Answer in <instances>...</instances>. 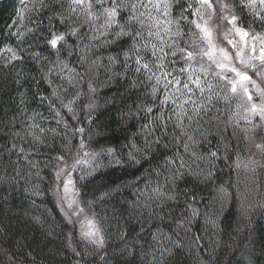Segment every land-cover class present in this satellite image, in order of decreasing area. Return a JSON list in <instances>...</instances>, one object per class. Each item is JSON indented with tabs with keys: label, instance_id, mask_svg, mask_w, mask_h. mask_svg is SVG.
<instances>
[{
	"label": "snow or ice",
	"instance_id": "6c2138e0",
	"mask_svg": "<svg viewBox=\"0 0 264 264\" xmlns=\"http://www.w3.org/2000/svg\"><path fill=\"white\" fill-rule=\"evenodd\" d=\"M65 3L68 4L67 9L64 7ZM235 7V3L227 4L222 0H31V10L38 17L33 26L17 27L20 21L26 18L17 13V20L6 26L7 39L14 40V44L0 45V72L6 73L4 80H10L15 85L16 93L12 100L16 113L6 122L0 120V127L11 129L5 134L11 139L7 144L0 146V168L3 170L0 186L7 184L9 188H14L24 177L22 165L26 164L30 169L39 168L38 164L32 162L28 153L37 146L48 148L50 151L46 161L53 163V178L47 187L54 194L62 214L69 221L71 216L79 218L84 208L74 199L79 192L72 179V173L78 170V166L89 164L90 160L99 156L111 157L110 163L119 165L125 148L128 149L127 160L133 165H139L141 159L138 157L141 153L147 159L153 145L159 148L163 144V147L167 148L168 145L164 141L169 138L182 144L185 153H188L189 142L196 143L194 136L197 133L205 135L203 125H210L214 119L219 118V108L216 105L220 101L226 106L235 101L236 107V111L228 116L224 121V128L220 130V135L225 141L224 158H231L228 155V141L236 135L235 128L239 126L240 121L249 126L242 129L245 141H250L264 157V135L257 139V134L264 132V31L257 32L253 28L254 24H258L264 29V0H239V7L247 10L250 21H245L241 15H237ZM218 13V19L230 25L224 31L223 38L231 49L215 43L214 29L209 22ZM45 21L48 31L38 33L36 30L44 27ZM69 21H74L75 24L69 25ZM193 27L198 33L193 31ZM25 32L30 39L24 35ZM186 36L188 39H185ZM41 41L54 50L56 56L54 61H49L47 67L41 63L47 57L42 56L39 50H32L33 46L39 45ZM103 52L109 54L106 57L98 54ZM73 58L79 68H83V72H80L76 65L70 67ZM105 60L107 64L104 63ZM29 61L39 67V77L32 74L31 69L25 71L24 64ZM237 63L240 67L236 66ZM117 67L119 72L115 70ZM101 69L111 72L109 79H115L117 82L120 79L130 81L132 90H137L142 79L148 82L143 91V99L138 96L139 103L133 101L135 112L129 108L127 116L121 113L122 119L139 116L141 113H159L149 120L148 124L142 125V129L146 130L143 147L138 146L133 139L122 145L119 150L107 147L101 148L99 152H82L86 148V129L83 121L87 118L91 125L93 111L97 107L92 99L97 91V83L93 80L92 73L98 74ZM65 70L71 74L67 86L54 84L52 74L55 73L56 79L63 80ZM250 71L252 75L249 74ZM81 82L86 85L87 92L83 91L82 86L75 94V99H69L65 103L68 89ZM41 83L47 84L51 91H42ZM25 84H28V87H25ZM250 86L254 91L249 90ZM32 87L36 91L29 97L28 93ZM82 96L87 98L88 102L81 100L78 115L76 101ZM31 102L40 107L46 106L56 119L57 126L63 125L65 135L71 132L73 138L80 137L75 156H72L70 151L66 155L51 154L56 151L54 142L49 143L48 136L45 135L46 129L34 122L36 116L41 114L34 111L31 117L26 115L25 110ZM169 103L174 106L171 112L176 116L171 128L169 123L172 122V117L165 116L164 113V107ZM213 109L216 110V117L211 115ZM69 114L70 120L75 121V124H70V120L66 118ZM5 115L7 116V112ZM185 120L188 121L187 124L184 123ZM177 130L180 132L179 136L176 135ZM225 133L228 135L225 136ZM87 139L90 140L91 137L88 136ZM25 143L29 145L28 149L23 146ZM191 155L207 162V173L202 169L194 172L179 154L176 158L165 157L166 165L175 164L177 159L179 164L165 176L164 185L157 183V186L151 189L142 205L141 215L146 212L149 219L156 217L160 221V224L149 225L150 229H154L151 235L158 247L153 248V252L159 256V264H166V257L173 254V249L184 246L176 229L190 226L202 215L197 206L196 192L189 189L180 190L178 182L184 180L187 175H202L205 180L213 178L215 161L221 158L219 145L215 150L210 149L203 155L197 156L195 151ZM13 156L16 157L15 160L12 159ZM69 159L72 160L71 164L68 163ZM250 163L253 165L251 171L255 174L257 162L252 160ZM96 167L98 165L94 164L93 170ZM36 175L40 176V170ZM81 179L84 177L81 176ZM231 187V184L227 187L221 185L218 189L221 210L230 200H235L240 205L241 214L246 215L250 211L243 204L247 193L242 196L230 194L228 188ZM118 191L119 186L102 193L98 199ZM31 194L39 196L42 189L39 185H33ZM181 196L184 198L187 214L182 213L181 218H174L176 229L165 234L162 224L166 215L172 211L170 205L178 203ZM4 199L6 201L7 197ZM88 206L91 207V202ZM203 215L215 226L214 218L208 217L207 212ZM144 231V224L137 221L136 225L119 232L118 244L123 245L121 252L128 251L129 246L135 249L137 244H140L141 254H150L141 244V241H144ZM110 238L111 233L104 231L102 222L87 219L81 226L79 238L73 242L71 236L69 237L67 248L70 249L75 264H84V258L89 255L87 245L94 250L93 264H96L97 260L99 264H110L111 258L106 251ZM152 261L156 264L157 255H152ZM126 264L133 262L126 261ZM249 264L252 262L249 261Z\"/></svg>",
	"mask_w": 264,
	"mask_h": 264
},
{
	"label": "trees",
	"instance_id": "16d2710c",
	"mask_svg": "<svg viewBox=\"0 0 264 264\" xmlns=\"http://www.w3.org/2000/svg\"><path fill=\"white\" fill-rule=\"evenodd\" d=\"M64 7L67 9L68 4L65 3ZM17 13L26 17L17 25L19 28H31L38 18L37 14L31 10V0H0V45L14 44V40L7 39L8 29L6 26L17 20ZM65 19H67V15ZM74 24V21H69V25ZM253 28L256 31H261L258 24L253 25ZM36 31L38 33L47 32V22L45 21V26ZM193 31L198 33L194 27ZM24 35L31 38L27 32ZM185 39L188 37L186 36ZM32 50H39L42 56L47 57L46 60L41 61L45 67L48 66L49 61L56 59L54 50H51L43 41L39 45H34ZM98 54L106 57L109 53ZM104 63L107 64V61L105 60ZM72 65H76L80 72L84 71L83 68H79L75 58L70 62V67ZM24 68L25 71L31 69L32 74L39 77L40 69L36 64L29 61L24 64ZM115 70L120 71L119 67ZM5 76V72H0V120L6 122L16 113V107L12 103L16 93L15 85L10 80L5 82ZM70 76L71 74L65 70L63 80L56 79L55 73L52 74V79L54 84L67 86ZM109 76H111V72H107L106 69H101L98 74L92 73L93 80L97 83L96 95L92 99L97 107L93 111L91 125L87 118H84L83 121V126L86 129V149L99 152L101 148L115 147L119 150L122 145L133 139L138 146L143 147L144 131L146 130L142 129V125L148 124L149 120L159 113L154 112L152 115L141 113L139 116L125 119L121 118V113L127 116L129 108L135 112L133 101L139 103L138 96L143 99V91L148 82L142 79L137 90H132L130 81L120 79L117 82L115 79H109ZM82 86L83 91L87 92L86 85L81 82L76 87L68 89L65 94V103L69 99H75V94L81 90ZM25 87H28V84H25ZM40 88L45 92L51 91L45 83H41ZM35 91L36 89L32 87L28 93L29 97ZM81 100L85 103L88 102L87 98L83 96L76 101L78 115H80ZM234 104L235 101L230 106H226L223 101H220L216 105L219 108V118L214 119L210 125L207 123L203 125L205 135L201 136L197 133L194 136L196 143L189 142L188 153H185L182 144L169 138L164 141L168 145L167 148L163 147V144L159 148L153 145L147 154V159L141 153L138 157L141 159L139 165H133L127 160L128 149L125 148L122 162L119 165L110 163L111 157L99 156L95 160H90L87 164L88 170H85L83 174H79L77 171L72 173L75 188L79 192L77 197L81 206L84 209H91L95 220L103 223L104 231L111 233L106 247L111 258L110 264H126V261H131L133 264H153L152 255H157L156 264H159V256L153 252V248L158 247L151 235L154 229H150L149 225L160 224V221L156 217L149 219L146 212L143 215L141 212H143V202L150 194L151 189L156 187L157 183L164 185L165 176L169 175L170 171L179 164L177 159L175 164L166 165L165 157L176 158L179 154L184 157L186 164L190 165L194 172H199L202 169L206 174L208 171L207 162L198 160L191 154L195 151L196 155L200 156L210 149L215 150L218 145L221 158L215 161L216 166L212 169L215 173L213 178L205 180L202 175H187L184 180L178 182L180 190L189 189L196 192L197 206L202 215L198 216L190 226L176 229V219L174 218L179 219L182 213L187 214L184 209L183 196L180 197L178 203L170 205L172 211L166 215L162 230L167 234L170 230L176 229L184 246L173 249V254L166 257V264H249V261L252 264H264V167L260 166L264 165V157L250 141H245L242 132L243 121H240L239 126L235 128L236 135L228 141V155L231 158H224L223 145L225 141L220 135V130L224 128V121L228 116L236 111L233 108ZM173 107L171 103L164 107L165 116L172 117L169 128L176 121V116L171 112ZM34 111L41 114L36 116L34 122L46 129L45 135L48 136L49 143L54 142L55 144L56 151H52L51 154L53 156L66 155L70 151L71 155L75 156L80 137L73 138L71 132L65 135L62 130L63 125L57 126L56 119L46 106L40 107L37 103L31 102L25 110L26 115L31 117ZM5 112H7V116ZM70 115L66 117L69 120ZM211 115L216 117L215 109ZM75 123L70 120V124ZM184 123L187 124L188 121L185 120ZM10 131V128L0 127V146L7 144L11 139L5 135ZM231 131L232 126L230 125L229 132ZM176 135H180L179 130L176 131ZM224 135L227 136L228 133ZM262 135L264 132L258 133L257 138ZM88 136L91 137L90 140L87 139ZM181 138L183 139V137ZM23 146L26 149L29 148L26 143ZM86 149H83L82 152ZM49 151L48 148L37 146L28 155L33 163L38 164L39 168L30 169L28 165L24 164L22 165L24 177L14 188H9L7 184L0 186V245L15 257L27 258L41 264H75L71 251L67 248L69 237L73 234L71 231L73 225L62 214L58 201L47 187L53 178V163L46 161ZM238 157L239 159H237ZM245 158L248 159L245 167L248 176L243 173L244 169H242L245 166L243 163ZM12 159L15 160L16 157L13 156ZM252 160L257 162L255 174L251 171L253 165L250 161ZM70 161L72 160H68L69 164H71ZM46 163L47 167H45ZM94 164L98 167L93 170ZM38 170H40L39 177L36 175ZM2 174L3 170L0 168V175ZM81 176L84 179H81ZM229 184L232 185L231 188H228L230 194L242 196L247 193L243 204L250 211L246 215L241 214L240 205L235 200H230L221 210L218 189L221 185L227 187ZM33 185H39L42 189L41 195L33 196L31 194ZM117 186H119L118 192H112L111 195L98 199L102 193L111 191ZM5 197H7L6 201ZM89 202H91V207L88 206ZM167 212L166 208L165 213ZM205 212L208 217L215 219V226L208 222V219L203 215ZM137 221L144 224V241H141V244L146 252L150 253L148 255L141 254L140 244H137L135 249L129 246L128 251L123 253L121 252L123 245L118 244V233L136 225ZM196 237L200 239L197 240ZM149 245L152 247L150 248ZM0 255H5L2 249H0ZM93 256L94 254L89 253L84 258V263L93 264ZM96 264H99L98 260Z\"/></svg>",
	"mask_w": 264,
	"mask_h": 264
},
{
	"label": "rangeland",
	"instance_id": "374dc122",
	"mask_svg": "<svg viewBox=\"0 0 264 264\" xmlns=\"http://www.w3.org/2000/svg\"><path fill=\"white\" fill-rule=\"evenodd\" d=\"M231 1L232 0H222L223 3L233 4ZM235 5H236V7H235L236 14L237 15H241L242 18L245 21H250V16H249V13L247 12V10L246 9H243L242 10L239 7V3H235ZM217 7H219V6L217 5ZM218 16H219V13L217 14V16H214L213 19L209 22L210 23V26H212L213 29H214L215 43L217 45H219V46L227 47V48L231 49V46L230 45H227V41L224 40V38H223L224 31H226L230 27V25H228L224 21H220L218 19ZM217 25H219V27H216ZM254 25H256V24H254ZM246 26H247V24H245V27ZM261 31H264V29H261ZM257 32H260V30H257ZM236 39L238 40L239 37H236ZM236 66L240 67V65L238 63H237ZM249 74L252 75L251 71L249 72ZM229 75H231V74H229ZM253 78L254 79H257L255 76H253ZM257 82L260 83L259 80H257ZM262 86H264V85H262ZM249 90L250 91H254V89L251 86L249 87ZM233 108L236 109L235 104H234ZM246 127H249V126L246 125L245 122L243 121L242 128H246ZM261 133L262 132H260L259 134H261ZM257 139H259V137ZM86 147H87V144H86ZM86 151H88V150L86 149ZM247 162H248V159L245 158L243 160V163H244L245 166L242 167V169H244L243 173L246 176H248V173L245 170V167H246ZM70 163H72V161H70ZM85 170H88L87 169V164H83V165L78 166L77 172L79 174H83L85 172ZM74 199H77L78 200V197L76 196V197H74ZM80 206H81V203H80ZM93 215H94V213H93V211L91 209L85 208L84 209V212L81 213V215H80L79 218L76 217V216H72L71 217V221L70 222L73 225L72 226V229H71V231H73V234L71 235V239H72L73 242H75L79 238L82 224H84L87 219H94L95 220V218L93 217ZM86 247H87L88 253L94 254V250L92 249V247L90 245H87ZM0 249H2L4 251V254H5V255H0V264H41L39 262L31 261V260H29L27 258L15 257V256L11 255L8 252V250L5 247H2L1 245H0Z\"/></svg>",
	"mask_w": 264,
	"mask_h": 264
},
{
	"label": "flooded vegetation",
	"instance_id": "af4514ba",
	"mask_svg": "<svg viewBox=\"0 0 264 264\" xmlns=\"http://www.w3.org/2000/svg\"><path fill=\"white\" fill-rule=\"evenodd\" d=\"M232 3H239V0H232Z\"/></svg>",
	"mask_w": 264,
	"mask_h": 264
}]
</instances>
